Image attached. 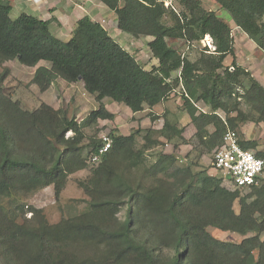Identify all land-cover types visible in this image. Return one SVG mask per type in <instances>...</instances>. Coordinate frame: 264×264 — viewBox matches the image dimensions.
I'll use <instances>...</instances> for the list:
<instances>
[{
    "label": "trees",
    "instance_id": "trees-1",
    "mask_svg": "<svg viewBox=\"0 0 264 264\" xmlns=\"http://www.w3.org/2000/svg\"><path fill=\"white\" fill-rule=\"evenodd\" d=\"M97 1L116 15L118 30L135 38H153L148 47L158 66L146 70L103 25L88 16L77 22L69 40L62 41L51 32L52 20L26 13L12 19L13 8L7 0H0V62L17 60L29 68L47 62L49 66L37 68L32 79L41 93L55 79L82 82L88 94L109 98L133 113L146 106L152 109L180 90L196 138L208 149L219 146L224 134L236 131L240 123H264V87L236 63L234 72L224 67V59L234 55L232 28L215 12L205 10L201 0H177L184 8L181 14L170 12L165 0ZM214 1L264 52V0ZM165 17L172 19L173 26L166 25ZM205 36L212 38L216 50L214 54L203 52L194 62L167 42L168 38L181 39L189 45ZM4 79L0 76V200L17 189L30 192L51 185L59 198L68 175L86 168L84 160L80 161L85 129L99 121H113L115 115L103 104L81 122L46 103L36 111H25L4 95ZM238 87L243 88L242 97L235 93ZM239 99L251 114L243 112ZM197 102L223 111L225 120L215 113L198 112ZM162 130L169 140L183 133L168 121ZM69 132L74 136L66 140ZM138 135L139 131L128 136L112 133L111 150L92 165L96 168L85 186L97 196L90 211L52 225L31 208L33 221L20 224L14 213L0 206V264H264V241L259 238L264 233V179L242 198L239 190L222 186L223 178L204 172L197 175L192 165L174 168L177 156L162 153L146 171L154 184L133 183L118 177L114 166L140 170L146 162L147 143L156 142L148 134L145 146L139 148ZM101 144L100 139H92L89 153ZM258 145L241 141L244 149L255 151ZM255 152L264 160V151ZM161 176L169 181L166 187ZM125 199L135 201L137 211L129 207L125 220L115 224L110 216L116 215ZM237 201L238 214L234 210ZM193 212L197 215L191 216ZM209 226L258 236L240 244L223 242L207 232ZM153 229L162 230L159 240ZM159 245L172 246L174 254L167 259L154 256ZM256 250L258 258L253 254Z\"/></svg>",
    "mask_w": 264,
    "mask_h": 264
},
{
    "label": "rangeland",
    "instance_id": "rangeland-1",
    "mask_svg": "<svg viewBox=\"0 0 264 264\" xmlns=\"http://www.w3.org/2000/svg\"><path fill=\"white\" fill-rule=\"evenodd\" d=\"M7 1L13 8L11 13L12 19H16L23 13L35 16L41 20L50 19L52 20V25L50 26L51 31L58 36L65 33L63 35L64 41L67 40L66 37L74 31L73 28H75L76 25H73L72 21L69 24H63L62 21L53 17L54 15H52L51 12L58 7L66 13L74 12L76 19L88 16L93 21L99 22L103 25L114 40L122 44V46H124L142 66L145 68L148 67V69L153 67L151 65L153 64V56L148 47L150 38H135L130 34L124 32L121 33V31L116 28V15L109 11L105 6L101 5L97 0ZM201 2L205 10L215 12L225 22L230 23L232 27L233 25L235 27L229 14L222 10L214 0H201ZM164 5L173 13L181 14L184 11V8L177 0H165ZM164 22L167 26H173L170 17H165ZM207 38L208 36H205L201 41L189 45L181 39L168 38L167 42L180 54H185L186 57L196 61L200 58L203 52H215L216 48L214 42L212 44L214 47L213 50L208 47L206 43V41H208ZM211 40L212 38H210V41L208 42H211ZM238 51L243 59L249 57L251 62H260V60L256 56H253L251 54L252 52H248L245 47L240 48V45H238ZM231 57L233 63H236L235 60H237L238 57L237 55L235 56V52ZM230 65L232 66L233 64ZM41 66H49V63L41 62L37 67L29 68L21 65L17 60L0 62V76L4 75L5 78L3 80L4 95L13 102H19L22 110L33 112L36 111L42 103H46L56 110L64 111L69 118H76L78 122H81L91 113V111L97 109L100 104H103L108 107L107 110L115 115V119L113 121H99L93 127L85 129V139L80 145L82 148L80 161L84 160L86 168L68 175L66 185L59 198L56 197L53 185L30 192L19 191V189H17L11 197L1 198L0 206L3 208L4 212L14 213L13 215H16L20 224H28L33 221L34 213H31V208L41 212V215H43L48 223L52 225L90 211L91 202L97 198L96 195H92L85 188L89 182L92 171L96 168L89 164V157L91 155L89 153L91 151L90 144L92 139H99L101 135L107 133L128 136L133 132L139 131V148L145 146V137L148 134L150 135L152 142H156L155 144L147 143L148 150L145 154L146 162L139 167L140 170H127L125 165L118 164L116 166L115 164V174H117L118 177L129 179L133 183L136 182L137 184L140 181L147 187H151V185L154 184L155 180L150 177L146 171H148V168L150 169L162 153H172L177 156V162L174 168H186L187 166L192 165L194 173L197 175L204 172L206 175L216 179L223 177L222 173L214 171L212 167L213 155L217 146L208 149V147L206 148L200 145L199 140L196 138L197 130L192 124L189 116L185 115L186 112L182 105V93L180 90L174 92L172 94L173 96L167 100L166 109L164 106L157 108L156 111L155 109H152L156 115L159 113L160 116L158 115L155 117V113H152L150 111L151 109L147 107H145L143 112L136 115V113H133L123 104L116 103L109 98L102 97L101 95L88 94L79 83L77 87H74L71 84L61 81V79H55L51 88L47 92L41 93L38 87L32 84L35 71ZM249 74H251L256 81L264 87V71H255L253 68V71H249ZM245 86H247V83H245ZM235 93L242 97L244 94L243 88H235ZM237 102L241 104L243 112L248 114L252 113L249 111V107H247L243 99H239ZM218 114H220L222 119L225 120L226 114L223 111L218 110ZM169 115L177 127H182L184 131L183 137H174L172 140H169L164 134H162L163 130L161 129L163 128L165 121H168L167 118ZM231 116H236V113H232ZM157 119L161 120L157 122ZM159 127H161V129H158ZM209 130L213 131V128L210 127ZM236 132L241 140L257 142L259 145L255 151H264V123L247 120L244 123H240ZM73 136L74 134L69 132L66 134L65 139L70 140ZM56 147L60 150L64 149V146ZM170 173L171 171L169 174ZM160 178L162 186L166 187V182L169 181L166 177L161 176ZM222 186L231 190L224 181H222ZM239 192L240 196L243 198L247 197L251 193V190L243 189ZM136 204L135 201H128V199L122 200L117 207L118 210L116 215L110 216V219H113L112 222L114 221L115 224L122 223L126 218L129 207L132 208L133 212L137 211ZM23 209L24 211H22ZM234 210L237 214L240 211L238 201L234 205ZM196 215L197 214L193 212L191 216ZM106 222H110L109 217L106 218ZM134 229L138 230L139 228L134 227ZM207 232L217 240L235 244H240L247 238L258 236L255 232H250L246 236H243L232 231H223L215 226H209ZM152 233L155 234V238L158 240L161 238L160 235H163L161 229H153ZM143 238H148V236H143ZM259 238L261 241H264V233L259 234ZM93 251L98 253L97 249H93ZM84 252L85 249L82 253ZM173 254L174 250L170 245H159L158 249L156 248V251L154 252V256H161L164 259L171 257ZM253 254L258 258L259 251L256 250ZM2 256V252L0 251V260Z\"/></svg>",
    "mask_w": 264,
    "mask_h": 264
},
{
    "label": "built area",
    "instance_id": "built-area-1",
    "mask_svg": "<svg viewBox=\"0 0 264 264\" xmlns=\"http://www.w3.org/2000/svg\"><path fill=\"white\" fill-rule=\"evenodd\" d=\"M206 43L210 49L214 50L212 40ZM229 70L235 71L232 66ZM99 139L102 144L95 153L90 155L89 164L91 165H97L102 156L107 154L113 146L112 134H103ZM241 141L236 131L228 130L213 155V170L222 173L224 183L232 191L250 189L258 186L264 179V160L258 158L255 151L242 148Z\"/></svg>",
    "mask_w": 264,
    "mask_h": 264
},
{
    "label": "crops",
    "instance_id": "crops-1",
    "mask_svg": "<svg viewBox=\"0 0 264 264\" xmlns=\"http://www.w3.org/2000/svg\"><path fill=\"white\" fill-rule=\"evenodd\" d=\"M100 3V2H99ZM102 5V4H101ZM52 13V15H54L53 17H55L56 19H59L60 21H62V23L63 24H69L71 21H72V23H73V25H77V22L80 20V19H82L83 17H79V18H75V16H74V12L73 13H66V12H63L62 11V9H60V8H58V7H56L55 8V10L54 11H52L51 12ZM73 19H74V21H73ZM50 20V19H49ZM264 20V19H263ZM229 25H230V27L232 28V36H233V39H234V52H235V56L237 55V60H235L236 61V66H238V67H242V68H244L247 72H249V71H253V68L255 69V71H260V72H262V71H264V52L261 50V49H259L258 48V46L256 45V43L254 42V41H252L245 33H243L242 31H241V29H239V28H237L236 26L234 27V25H233V27H232V25L230 24V23H228ZM52 25V24H51ZM116 28H117V22H116ZM73 29H75V28H73ZM120 31V30H119ZM52 32V31H51ZM72 33L73 32H71V34L70 35H68V37H66L67 38V40H69L70 38H71V36H72ZM121 33H122V31H121ZM52 34H53V32H52ZM65 33H63V34H61L60 36H58V35H55V34H53L56 38H58L59 40H62V41H64V37H63V35H64ZM148 38H150V40H149V42L151 41V40H153V38L152 37H148ZM67 40H65V41H67ZM120 44V43H119ZM238 45H240V48H243V47H245L247 50H248V52H252L251 54L253 55V56H256L259 60H260V62L258 63V62H251V59L248 57V58H246V59H243L242 58V56H240V53H239V51H238ZM121 46H122V44H121ZM123 48H125L124 46H122ZM126 49V48H125ZM206 53H208V54H214V52H212V53H209V52H206ZM183 56L185 55V54H182ZM241 57V58H240ZM189 58V57H188ZM190 59V58H189ZM191 61H193L194 62V60H192V59H190ZM232 60V61H231ZM152 61H153V64H151L153 67H156V66H158V61L155 59V58H152ZM234 61V62H235ZM248 62V63H247ZM230 64H233V59H232V57H231V55H229V56H227L225 59H224V62H223V65H224V67L225 68H230L231 67V65ZM230 65V66H229ZM152 67V68H153ZM232 67H233V65H232ZM151 68V69H152ZM146 70H151V69H148V67H146L145 68ZM251 73H253V72H251ZM177 75H179V72L178 73H175L174 74V77H176ZM254 75V74H253ZM61 81H64V80H62L61 79ZM65 82V81H64ZM65 83H67V82H65ZM69 84V83H68ZM82 85V87L84 88V85H83V83L82 82H79V85ZM72 86H74V87H77V85H78V83H72L71 84ZM200 92H202V90L200 89ZM171 96H173V95H171ZM170 96V97H171ZM169 97V98H170ZM168 98V99H169ZM167 99V100H168ZM167 100L165 101V102H163V103H161V104H159V105H157V106H155L154 108H152V109H155V111H156V109L157 108H159V107H165V109H166V107H167ZM184 102V100H183V95H182V103ZM184 104V103H183ZM182 104V105H183ZM195 105V107L198 109V112H203V113H206V114H210V113H215V114H217L218 116H220L221 118H222V116L220 115V114H218V110H214L213 109V107L211 106V105H209V104H205V103H203V102H197V103H195L194 104ZM106 108H108L107 106H105ZM147 107V106H146ZM184 107V106H183ZM148 108V107H147ZM150 109V108H149ZM150 110L152 113H155L153 110ZM145 110V109H144ZM206 110H208V111H206ZM109 111V110H108ZM184 111L186 112L185 113V115H188L189 116V114L187 113V111L184 109ZM220 111V110H219ZM110 112V111H109ZM143 112V111H142ZM167 112V111H166ZM140 113V112H139ZM139 113H136V115L137 114H139ZM160 116V114L158 113L157 115H156V113H155V117L156 116ZM158 118V117H157ZM189 118H190V116H189ZM161 119H157V122H159ZM167 120H168V122L172 125V126H176L175 124H174V121L171 119V117H170V115H169V117L167 118ZM191 120V119H190ZM171 121H173V122H171ZM175 123H177V122H175ZM165 124V123H164ZM164 127V126H163ZM210 127H212V126H210ZM209 127V128H210ZM209 128H208V130H209ZM213 128V127H212ZM158 129H161V127H159ZM163 129V128H162ZM161 129V130H162ZM178 129H180V130H183L182 129V127H178ZM160 130V131H161ZM210 132H213L214 131V128H213V131H211V130H209ZM184 132V131H183ZM182 137H183V133H182ZM176 138H178V137H176ZM165 154H171V153H165Z\"/></svg>",
    "mask_w": 264,
    "mask_h": 264
},
{
    "label": "bare ground",
    "instance_id": "bare-ground-1",
    "mask_svg": "<svg viewBox=\"0 0 264 264\" xmlns=\"http://www.w3.org/2000/svg\"><path fill=\"white\" fill-rule=\"evenodd\" d=\"M207 39H208V41H210V37H209V36H208V38H207Z\"/></svg>",
    "mask_w": 264,
    "mask_h": 264
},
{
    "label": "clouds",
    "instance_id": "clouds-1",
    "mask_svg": "<svg viewBox=\"0 0 264 264\" xmlns=\"http://www.w3.org/2000/svg\"><path fill=\"white\" fill-rule=\"evenodd\" d=\"M210 37V36H209ZM211 38V37H210ZM216 50V49H215Z\"/></svg>",
    "mask_w": 264,
    "mask_h": 264
}]
</instances>
